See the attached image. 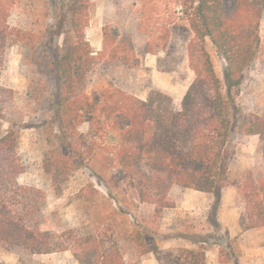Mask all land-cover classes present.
I'll return each mask as SVG.
<instances>
[{"label": "trees", "instance_id": "16d2710c", "mask_svg": "<svg viewBox=\"0 0 264 264\" xmlns=\"http://www.w3.org/2000/svg\"><path fill=\"white\" fill-rule=\"evenodd\" d=\"M25 3L22 23L11 24L10 15ZM62 4L54 26H49L41 17L43 10L48 17L45 2L0 0V71L9 46L18 43L55 80V91L46 103L62 148L50 151L42 162L53 194L63 192L75 162H80L104 183L111 199L116 188L127 186L131 205L151 208V223L174 206L173 187L211 192V220L217 226L221 190L228 183L240 203L242 230L264 227V108L260 113H243L234 103L242 74L257 56L264 0L181 3V14L193 33L186 50L194 78L180 99L158 89L142 99L110 85L88 92L87 75L97 64L137 66L133 38L105 24L101 48L95 51L85 36L90 0H62ZM57 37L62 38L61 45ZM206 39L223 61V80L215 73ZM35 88L29 87L26 95L41 103L43 97ZM14 100L13 89L0 84V124L12 123L0 134V247L34 254L69 250L79 264H136L124 260L117 237L101 235L95 224L85 230L43 227V192L18 182L23 165L13 125L21 122V116L10 118ZM83 123L86 133L78 130ZM233 129L257 135L261 162L228 181L227 144ZM187 238L208 242V235ZM129 244L140 256L152 252L158 264H205V247L160 249L131 221Z\"/></svg>", "mask_w": 264, "mask_h": 264}, {"label": "rangeland", "instance_id": "374dc122", "mask_svg": "<svg viewBox=\"0 0 264 264\" xmlns=\"http://www.w3.org/2000/svg\"><path fill=\"white\" fill-rule=\"evenodd\" d=\"M32 1L36 4L45 2L48 17L43 15L44 10L41 17L45 18L49 26H54L55 16L63 5L62 0ZM183 1L185 0H90L85 36L91 47L95 51L101 48V30L103 25L109 24L118 34L130 33L138 64L135 67L117 62L97 64L87 75V91L94 92L110 85L144 99L152 90L158 89L180 99L194 78V73L188 65L186 50L193 33L186 18L181 14ZM26 7L25 3L23 7L12 12L11 24L22 23V18L26 16L24 10ZM259 37L257 56L244 70L234 97L236 107L243 113H260L264 108V15L259 24ZM164 39L166 42L161 48ZM56 42L61 45L62 38L57 37ZM41 48L39 47V52ZM205 48L216 75L223 80V61L208 39L205 40ZM34 59L29 58L25 48L20 44L10 45L0 71V84L13 89L15 93L10 118L18 119L21 116V122L13 125L18 135V157L23 165L18 182L43 192L45 198L43 227L55 230L81 227L85 230L91 229V224H95L96 231L101 235L107 238L117 237L124 260L136 264H141L145 255H138L129 244V221L143 232V236L154 243L155 239L170 236L175 233L174 231L193 239L208 235V238L220 243L222 260L232 259L235 264H243L238 259L240 251L237 240L230 239L220 224L217 226L213 224L211 207L206 214L207 222L212 229L210 233L204 232L207 225L201 214L194 212H183L179 220H176L179 225L175 227L176 216L173 211L164 209L158 220L151 223L149 217L151 208L131 205L127 186L120 190L116 188L115 198L111 199L104 183L80 162H75L63 192L59 196L54 195L49 178L42 168V162L50 151L62 148L59 130L52 121L46 103L55 91V80L37 63L39 60L35 63ZM31 86L36 87L34 91L39 97H43L41 103L28 99L26 93ZM11 124L10 120L3 121L0 124V134ZM78 130L86 133L87 124L79 125ZM226 159L228 181L245 169L260 167L261 151L257 135H245L233 129L229 134ZM231 188L234 187L227 183L224 191ZM179 191V187L171 189L170 196L173 201ZM234 201L239 204L236 194ZM93 217L96 221L90 223ZM0 264L79 263L69 250L34 254L26 250L0 247Z\"/></svg>", "mask_w": 264, "mask_h": 264}, {"label": "crops", "instance_id": "0c3cea01", "mask_svg": "<svg viewBox=\"0 0 264 264\" xmlns=\"http://www.w3.org/2000/svg\"><path fill=\"white\" fill-rule=\"evenodd\" d=\"M143 99V98H142ZM235 188L227 189L224 187L221 190L219 204L216 210L215 218L218 224L221 225L223 230L227 232L230 239H236L240 254L238 256L239 262L247 264H264V227L251 228L242 230L240 226V203L236 204ZM214 201V196L211 192H203L190 188H180V191L174 196V206L166 208L173 211L175 222L174 225H179L176 220L180 218L183 212H194L201 214L205 225V233L211 232V226L208 224L206 214ZM201 217V218H202ZM170 236H160L155 239V244L160 249H170L177 247H186L196 249L199 246L205 247V264H235L234 260H222L219 252V244L208 238L190 240L183 234L176 233ZM209 243V246H208ZM141 264H158L152 252L144 254Z\"/></svg>", "mask_w": 264, "mask_h": 264}]
</instances>
